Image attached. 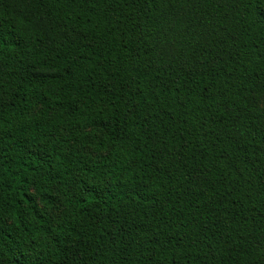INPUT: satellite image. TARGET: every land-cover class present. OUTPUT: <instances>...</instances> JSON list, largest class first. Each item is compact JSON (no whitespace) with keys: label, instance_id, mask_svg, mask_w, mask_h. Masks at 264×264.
<instances>
[{"label":"trees","instance_id":"trees-1","mask_svg":"<svg viewBox=\"0 0 264 264\" xmlns=\"http://www.w3.org/2000/svg\"><path fill=\"white\" fill-rule=\"evenodd\" d=\"M0 264H264V0H0Z\"/></svg>","mask_w":264,"mask_h":264}]
</instances>
